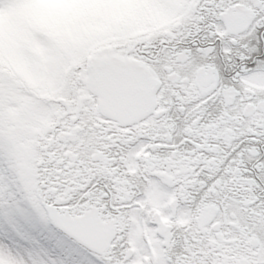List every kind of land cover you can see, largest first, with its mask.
I'll return each instance as SVG.
<instances>
[{"label":"snow or ice","instance_id":"obj_1","mask_svg":"<svg viewBox=\"0 0 264 264\" xmlns=\"http://www.w3.org/2000/svg\"><path fill=\"white\" fill-rule=\"evenodd\" d=\"M34 4L0 0V264H264V0Z\"/></svg>","mask_w":264,"mask_h":264},{"label":"rangeland","instance_id":"obj_2","mask_svg":"<svg viewBox=\"0 0 264 264\" xmlns=\"http://www.w3.org/2000/svg\"><path fill=\"white\" fill-rule=\"evenodd\" d=\"M136 0H35V4L24 10L22 16L25 22L39 23L49 28H60L84 18L112 20L118 22L135 14ZM17 21L0 19V38L14 31ZM11 39V35L9 36ZM19 72L22 66L13 64ZM46 240L47 236L42 234ZM29 247L49 248L33 237V241L24 242Z\"/></svg>","mask_w":264,"mask_h":264}]
</instances>
